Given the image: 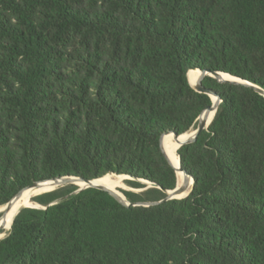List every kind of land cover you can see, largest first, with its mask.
Listing matches in <instances>:
<instances>
[{
    "label": "trees",
    "instance_id": "1",
    "mask_svg": "<svg viewBox=\"0 0 264 264\" xmlns=\"http://www.w3.org/2000/svg\"><path fill=\"white\" fill-rule=\"evenodd\" d=\"M195 69L264 90V0H0V207L65 175H128L159 186L121 190L128 201L162 199L177 174L161 135L191 133L211 105ZM202 83L221 102L175 152L188 196L44 192L32 198L46 208L21 209L0 239V264H264V96Z\"/></svg>",
    "mask_w": 264,
    "mask_h": 264
},
{
    "label": "water",
    "instance_id": "2",
    "mask_svg": "<svg viewBox=\"0 0 264 264\" xmlns=\"http://www.w3.org/2000/svg\"><path fill=\"white\" fill-rule=\"evenodd\" d=\"M199 71V75L195 81V83H192L189 79V83L190 85L197 91L200 93H205L207 94L210 98H211V105L207 106L202 113L199 115V117L197 118V125L196 128L189 134H187L185 137H181L182 135L186 134H176L174 132H168V133H164L163 135H161L160 137V146L161 149L165 155V157L167 158V160L169 161V163L173 166V168L176 171V174L178 171H180L183 175V179H182V183L179 184L178 183V177H177V184L174 188L172 189H162V191L165 193V196L160 199V200H155V201H136V202H130L127 200L126 196L122 193L123 196H121V194H119L118 190L115 189H111L108 188L106 186L103 185H98L95 183V180H97L98 178H94V179H85V178H81L79 176H72V175H65L62 177H56V178H52V179H47V180H42V181H36L33 182L29 185H27L26 187L22 188L21 190H19L14 196L13 198L8 201L5 205L0 207V219L4 218L5 215L7 214V212L15 205L16 202H18L25 194L28 190L30 189H40V188H45V187H55L52 190L57 189L58 187H62L65 185H69V184H74L76 185L78 188L73 192V193H77L82 189L85 188H96V189H100V190H104L106 192H108L112 197H114L116 200H118L119 202L123 203L126 206H153V205H157L160 204L162 202L165 201H169L172 199H181L184 198L186 196H188V194L190 193L191 189H192V185H193V178L192 176L181 167L180 164V157L178 155V166H175V164L173 163V161L171 160V157L169 156V154L166 152L165 148H164V143H163V137L166 134H172L174 139L179 143V147L193 142L195 141L196 137L198 136V134L204 130L207 129L209 124L211 123L216 110L221 102V98L220 96L212 89L209 87H206L203 85L202 81L204 79L205 76H211L215 79H217L219 82H230V83H236V84H243L246 86H249L251 88H253L254 90H256L257 92H259L260 94H262L264 96V90L247 81L244 79H241L237 76L231 75L229 73L226 72H222V71H216V70H209V69H197ZM189 72V71H188ZM187 78H188V73H187ZM214 97V99H213ZM214 111L213 117L211 118V120H209V115L210 113ZM178 147V148H179ZM111 175H116V176H121L123 179H135L131 176L128 175H119V174H115V173H110ZM107 175V174H106ZM138 181L142 182V183H146L147 186L144 187V189L148 188V187H158L156 184L145 181V180H139ZM78 182H81L83 185L79 186ZM51 190V191H52ZM49 192V191H48ZM36 204L34 205H23L21 206V208L19 209V211L23 208H43L45 209V206H42L41 204L35 202ZM57 203V201H53L51 202L49 205L55 204ZM18 211V212H19ZM4 227V221L0 220V229H2Z\"/></svg>",
    "mask_w": 264,
    "mask_h": 264
},
{
    "label": "bare ground",
    "instance_id": "3",
    "mask_svg": "<svg viewBox=\"0 0 264 264\" xmlns=\"http://www.w3.org/2000/svg\"><path fill=\"white\" fill-rule=\"evenodd\" d=\"M195 70H197V69H195ZM188 75H189V72H188ZM198 75H199V73L197 72V74L195 75V77H197ZM213 99H214V97H213ZM213 113H214V111H212L210 113L209 119L213 115ZM186 135H187V132H186V134L182 135L181 137H185ZM167 140H173V145L170 148L168 146H166ZM163 143H164V148H165L166 152L171 157V160L173 161V163L175 164V166H178V161L175 158V152H176V150L179 147V143L174 139V137H173L172 134H167L165 137H163ZM178 173H180L182 175V173L180 171H178L177 172V177H178ZM111 176H112L111 174H107V175H105V177L103 176L104 178H106L105 180H102L101 181V180H99L100 178H98L97 180H95V183L98 184V185H103V186H106L108 188L117 190L116 188H114L112 186L113 179H112ZM117 177L120 180H123V178L121 176H117ZM182 179H183V175H182ZM178 183H179V180H178ZM181 183H182V181H181ZM181 183H179V184H181ZM78 185L79 186H82L83 184L81 182H78ZM53 188H55V187H45V188H40V189H30V190H28L26 192V194L18 202H16L15 205L7 212V214L5 215V217L3 219L2 218L0 219L1 221L2 220L4 221V219L6 218V221L4 223V227L3 228H8L9 226L12 225V222L14 220V217L17 215V213H18L19 209L21 208V206H23V205H34V203L30 201V199L32 197L37 196V195H40V194H42L44 192H48V191L52 190ZM119 194H121V193L119 192ZM16 206H19V207L16 208V209H14Z\"/></svg>",
    "mask_w": 264,
    "mask_h": 264
},
{
    "label": "rangeland",
    "instance_id": "4",
    "mask_svg": "<svg viewBox=\"0 0 264 264\" xmlns=\"http://www.w3.org/2000/svg\"><path fill=\"white\" fill-rule=\"evenodd\" d=\"M197 72L199 73V71H193V72H190L189 73V76H190V81L192 83L195 82V80L197 79V77H195V75L197 74ZM193 79V80H192ZM193 131V130H192ZM173 145V140H167L166 142V146H168L169 148ZM113 181H112V186L114 188H118V190L120 192H122L121 190H127V191H134V192H140V191H143L145 190L144 188H133L131 186H129L125 181L126 179H123V180H120L117 176L115 175H112L111 176ZM115 177V178H114ZM106 178H103V179H99V180H105ZM178 180H179V183H181L182 181V175L180 173H178ZM116 184V185H115ZM115 185V186H114ZM123 193V192H122ZM34 198V197H33ZM33 198L30 199L31 202H33L35 204V201L33 200ZM6 221V218L4 219V223ZM7 232H8V228H2L0 229V239L5 237L7 235Z\"/></svg>",
    "mask_w": 264,
    "mask_h": 264
}]
</instances>
